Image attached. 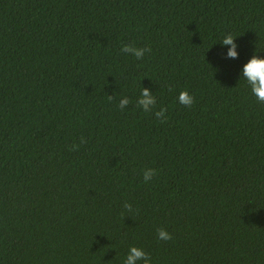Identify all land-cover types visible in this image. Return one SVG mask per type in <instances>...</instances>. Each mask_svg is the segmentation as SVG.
Wrapping results in <instances>:
<instances>
[{
    "label": "trees",
    "instance_id": "16d2710c",
    "mask_svg": "<svg viewBox=\"0 0 264 264\" xmlns=\"http://www.w3.org/2000/svg\"><path fill=\"white\" fill-rule=\"evenodd\" d=\"M254 55L264 0H0V264H264Z\"/></svg>",
    "mask_w": 264,
    "mask_h": 264
},
{
    "label": "clouds",
    "instance_id": "9594fccd",
    "mask_svg": "<svg viewBox=\"0 0 264 264\" xmlns=\"http://www.w3.org/2000/svg\"><path fill=\"white\" fill-rule=\"evenodd\" d=\"M231 34L225 36L222 40V45L228 47L227 57L231 59H238L239 53L237 51V44ZM123 53L130 54L134 56L137 60H142L145 53H150L152 49L148 48H137L132 45H124L121 49ZM243 79L246 80L248 86L250 87L251 93L256 97L257 102L264 104V59L259 58V56L254 55L250 61L245 64L242 72ZM109 99H113L109 96ZM179 104L191 108L195 102L194 97L187 91H181L177 97ZM137 106L142 108L144 112L151 113L156 108L157 100L155 95H153L148 89L143 88L140 98L137 100ZM130 104L127 98H123L119 103V108L121 110L125 109ZM168 112L166 107H161L158 111H155L156 118L162 123L165 122V117ZM87 143L84 137L80 138V144ZM80 145L74 144L70 151H78ZM157 175L155 169H146L143 172V179L145 183L150 182L153 177ZM124 208L128 213L133 211L132 205L129 203L124 204ZM157 238L163 241H171L173 236L164 228L157 229ZM152 264L151 256L146 253L142 248L135 246L130 247L127 256L124 259L123 264Z\"/></svg>",
    "mask_w": 264,
    "mask_h": 264
}]
</instances>
